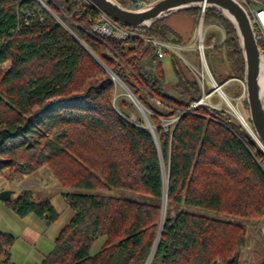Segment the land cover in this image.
Listing matches in <instances>:
<instances>
[{"label": "trees", "instance_id": "1", "mask_svg": "<svg viewBox=\"0 0 264 264\" xmlns=\"http://www.w3.org/2000/svg\"><path fill=\"white\" fill-rule=\"evenodd\" d=\"M117 1L132 9L134 0ZM43 2L55 15L38 0H0V178L20 180L48 166L60 186L72 190L63 196L74 215L41 264H146L162 219L164 168L166 213L150 264H240L246 230L195 210L263 222L262 147L226 110L206 103L191 108L211 88H203L190 69L174 62L176 82L168 83L153 46L96 38L94 14L83 4ZM26 11L34 14L28 18ZM191 11L200 19L201 10ZM205 24L225 30L215 50L227 51L234 69L224 81L244 78L233 24L208 8ZM169 33L159 22L146 31L174 42ZM107 68L144 105L157 141L135 103L118 96L120 83ZM179 116L166 130L163 125ZM112 189L146 199L115 196ZM4 202L22 218L34 214L48 225L59 218L50 199L35 198L30 190ZM15 240L0 232V264H11Z\"/></svg>", "mask_w": 264, "mask_h": 264}, {"label": "rangeland", "instance_id": "2", "mask_svg": "<svg viewBox=\"0 0 264 264\" xmlns=\"http://www.w3.org/2000/svg\"><path fill=\"white\" fill-rule=\"evenodd\" d=\"M191 10H201V9L190 8L188 10H185L186 12L189 13L190 16L194 18L195 24L198 22L196 28L194 27V24L190 16L187 15L186 13H183L184 15L183 19L181 18V20L178 21L177 23L173 22V25L171 23L173 21V20L171 21V19L173 18H171L170 20L168 18L170 16L165 17L164 19L159 20L158 22L164 23L165 25L169 24V26H171L169 27L167 25L169 29L171 28L170 31L172 32V33H169L168 36L170 37V39H174V42L176 41H178L177 43L185 42L187 44L192 45L193 48H196V45H197L196 38H197L198 29L200 26V19H198L197 13H194ZM55 17L57 18L58 21H60L63 25H65V23L61 19H59L57 16ZM156 23H154L153 25H155ZM66 28L68 29L67 26ZM205 28H206L205 39H204L205 55L209 63V66L212 70V73L214 74L216 80L221 84L223 82H226L224 80L228 77L225 75V69L227 68L228 70H232L233 72L234 63L229 58L227 51H224L223 54L220 55L217 53L215 48L212 47L214 43V36L219 33L217 27L212 24L211 25L205 24ZM181 54L197 70H200V71L202 70V65L199 61V56L197 54V51L181 50ZM163 62H164V71L166 75V81L171 84L176 82V74L173 68L174 62L177 63L178 66L183 68L185 72H187V69H190L188 64L185 61H183L182 58L179 57L178 54L173 53V52H170L169 55L163 59ZM216 65L221 66V70L219 73L215 71ZM107 70L109 71L108 68ZM236 78H239V77H236ZM229 80L232 81L233 79L231 78ZM237 83L239 85L236 83L227 84L226 87L224 88V91L227 93L230 102L233 103L237 109H239L242 115L244 114L243 116H245V118L249 120L250 126L253 128L252 123L250 121V112H249V106L247 103V95L246 93H244L243 95V92H244L243 85L239 81H237ZM119 85L121 86V88L119 89L118 96L127 97L128 99L132 101L131 97L128 95V91L126 90V88L122 84H119ZM207 85L211 88L209 92L211 93L214 92V88L212 87L211 82H207ZM169 88L170 86L168 85L167 89ZM169 92L172 93L173 95H176V92L172 89H169ZM152 103H154V105H156L159 109H163V107L159 105L160 104L159 101L155 100ZM140 104L144 107L142 103ZM208 105L218 110H226L227 113L233 115L234 118L237 120V122L240 125H242V123L236 117L230 105L218 92L214 93L212 97L208 99ZM136 108L139 111V113L142 115V117L145 119L144 115L142 114L138 106H136ZM167 111L168 110H166L165 112ZM137 116L138 115L135 113L131 114V119L133 122L135 121L137 122L138 120ZM170 123L171 121L166 122L163 126L166 128L170 125ZM244 128L248 131V129L245 126ZM248 133L251 135L249 131ZM251 136L253 137V135ZM253 138L254 140H256L255 137ZM40 170L42 171V174L50 175L54 181V182L51 181L50 178L45 179L46 187L42 189L41 191H43V194H45L47 198H50L56 211L59 213V218L56 222L50 225L45 224L42 220H40L34 214H30L22 218V217H19L3 200L0 199V232L8 233L16 237V241L11 248V264H41L43 259L54 251L55 246H56L57 236L59 235L62 228L65 227L70 222L71 218L74 215V212L68 206L63 196V193L72 191V190L61 187L60 184L58 183L57 178L54 176L52 170L48 166H44ZM37 173L34 174L33 176H36ZM165 176H167V180H168V172H167V169L164 168V177ZM22 179L23 178H21L20 180ZM20 180H13V181L7 180L2 185H0V193L3 190H13L15 193L12 194L11 198H15V196L18 193L17 182ZM75 191L76 192H88V190H84V189H77ZM109 194H113L115 196L131 199V200H136V201H144L146 199L144 195H140V194H136L133 192L120 190V189H112L109 192ZM195 211L201 214H204V215L217 217L219 219L228 221L232 224L243 227L246 230L247 244H246V247L243 249L240 264H259L264 259V236L262 235L261 229H260L261 224H262V219L251 221V220H246L240 217L228 216L224 214H216L214 212H209L206 210H195ZM162 212H163L162 219L160 222V228H159L158 235L160 233L161 225L164 222L163 220L164 209ZM26 227H29L30 229L38 231V233L41 234V238L33 245L35 248H32L30 245L27 244V242L18 238V236L21 234V232L23 233ZM103 241H106V237L101 238L94 242L91 248V254H95L102 247V245L105 243V242L103 243ZM155 243L156 244L148 257L150 262L152 260L154 251L156 249L157 238H156Z\"/></svg>", "mask_w": 264, "mask_h": 264}, {"label": "water", "instance_id": "3", "mask_svg": "<svg viewBox=\"0 0 264 264\" xmlns=\"http://www.w3.org/2000/svg\"><path fill=\"white\" fill-rule=\"evenodd\" d=\"M103 12L112 18L118 24L131 28H148L154 23L168 17L171 14L185 11L190 8L207 7L214 9L233 24L237 31L238 42L245 60L244 81L246 84L247 103L250 112V121L259 140L264 146V98L262 97L261 75L264 68V55L261 52L249 19L244 8L235 0H157L140 9H129L122 6L117 0H92ZM220 65L215 66V71L219 73ZM225 75L230 76V70L225 69ZM121 84L129 90L128 87ZM129 95V94H128ZM130 96V95H129ZM131 97V96H130ZM132 101L138 106L145 117L146 127L151 130L157 141L154 126L152 125L144 107L132 95ZM180 119V116H179ZM258 142V141H257ZM259 143V142H258ZM168 182V180H167ZM168 184V183H167ZM168 185L165 189L164 206L167 204ZM13 190H3L0 193V199L7 201L11 198ZM163 223L157 242L161 236ZM148 259L146 264H149Z\"/></svg>", "mask_w": 264, "mask_h": 264}, {"label": "built area", "instance_id": "4", "mask_svg": "<svg viewBox=\"0 0 264 264\" xmlns=\"http://www.w3.org/2000/svg\"><path fill=\"white\" fill-rule=\"evenodd\" d=\"M41 5L47 9L49 12H51L53 15L54 12L51 11L49 6L43 2V0H38ZM77 3H81L85 6L86 9H88L91 13L94 14V17L91 19V22L93 23V27L91 30V34L99 39H105L108 37H114L116 39H140L144 41L146 44L151 45L155 49V54L158 58L164 59L166 58L170 52L176 53L179 55V57L182 58L183 61H185L190 71H192L198 78L199 81L204 88L207 82H211L212 87L214 88V92L205 93L198 101L197 103H194L191 108H195L197 105L206 103L208 104V99L212 97V95L216 92H218L223 98L224 96H227V93L224 91V87L230 82V80L219 83L214 74L212 73V70L209 66V63L207 61L206 55H205V25H204V14L206 12L207 7L201 8V17H200V26L197 32V38H196V48H193L190 44H178L175 42L167 41V40H160L155 37L146 35V31L148 28H132L128 29L124 27V25L118 24L115 22L112 18H110L105 12H103L92 0H74ZM157 1V0H134L131 3L132 9H140L142 7H145L149 5L150 3ZM237 1L246 11V13L249 16L254 36L256 39V42L261 50V52L264 55V0H235ZM38 11L40 9H37ZM34 13L31 11H26L25 15L30 18ZM219 31L218 34L214 36V43L212 45L213 48L221 45L225 39H226V33L225 30L219 26L215 25ZM181 50H195L197 51V54L199 56V61L202 65V70H197L192 64L189 63V61L181 54ZM3 65H0V69ZM113 79L115 81H118L120 84L122 81H120L115 75H113ZM233 80L239 81L243 85V95L246 93V84L244 81V78H232ZM211 80V81H210ZM123 83V82H122ZM128 94L132 97V92L130 90H127ZM134 96V95H133ZM132 99V98H131ZM179 120V117H176L171 120V123H174ZM136 125H139L138 123L134 122ZM170 123V124H171ZM168 127H166V130ZM261 233L264 236V221L261 224Z\"/></svg>", "mask_w": 264, "mask_h": 264}, {"label": "crops", "instance_id": "5", "mask_svg": "<svg viewBox=\"0 0 264 264\" xmlns=\"http://www.w3.org/2000/svg\"><path fill=\"white\" fill-rule=\"evenodd\" d=\"M183 13H186L187 15H189L188 12H183V11H180V12H177V13H174V14H171L169 15L170 17L169 20L171 18V23L173 25V22L177 23L178 21L181 20V18L183 19L184 18V15ZM174 16V17H173ZM177 16V17H176ZM186 16V15H185ZM190 16V15H189ZM175 18V19H174ZM193 24H194V27L196 28L197 26V23L195 24V21H194V18L192 16H190ZM169 26V24H167ZM171 27V26H169ZM171 29V28H170ZM185 43V42H184ZM179 44V43H178ZM180 44H183V43H180ZM187 44V43H185ZM43 170V169H42ZM40 172V173H39ZM36 176H32V177H24L22 180L18 181L17 182V195L19 194V192H21L22 190H30L34 193L35 197L36 198H39V199H50V198H47V196L45 194H43V191H41L42 189H44L46 187V180L45 179H48L50 178L51 181H53V179L51 178L50 175H47V174H42V171L40 170ZM7 180L5 178H0V185H2L4 182H6ZM54 182V181H53ZM48 186V185H47ZM15 193V192H14ZM16 195V196H17ZM15 196V197H16ZM40 219V218H39ZM42 220V219H40ZM45 224H47L44 220H42ZM48 225V224H47ZM19 239H22L24 240L25 242H27L28 245H30L32 248H35L33 245L41 238V234L38 233V231H35L33 229H30L29 227H26L23 231V233L21 232V234L18 236ZM16 241V240H15ZM105 241H103L104 243ZM98 252V251H97ZM96 252V253H97ZM95 253V254H96ZM91 255H94V254H91Z\"/></svg>", "mask_w": 264, "mask_h": 264}, {"label": "bare ground", "instance_id": "6", "mask_svg": "<svg viewBox=\"0 0 264 264\" xmlns=\"http://www.w3.org/2000/svg\"><path fill=\"white\" fill-rule=\"evenodd\" d=\"M261 87H262V97L264 98V68L262 70V75H261ZM224 99L227 101V103L230 105L232 110L234 111L235 115L238 117L239 121L242 123L243 126H245L249 132L255 137V139L259 142V145L262 147L264 150V146L259 140L257 134L255 133L254 129L250 127V122L247 121L245 116L242 115V113L239 111V109L236 108V106L230 102L229 98L227 96H224ZM229 101V102H228ZM165 185L167 186V176H165ZM166 213V207L164 208V215Z\"/></svg>", "mask_w": 264, "mask_h": 264}]
</instances>
